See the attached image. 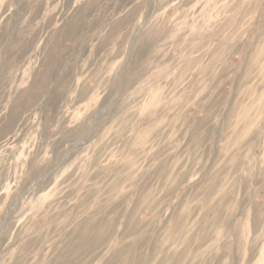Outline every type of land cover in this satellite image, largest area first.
<instances>
[{
	"label": "rangeland",
	"instance_id": "374dc122",
	"mask_svg": "<svg viewBox=\"0 0 264 264\" xmlns=\"http://www.w3.org/2000/svg\"><path fill=\"white\" fill-rule=\"evenodd\" d=\"M0 264H264V0H0Z\"/></svg>",
	"mask_w": 264,
	"mask_h": 264
}]
</instances>
